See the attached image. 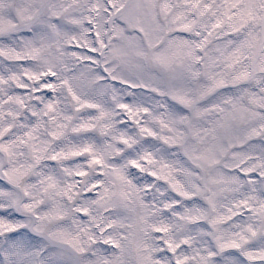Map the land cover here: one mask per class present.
I'll use <instances>...</instances> for the list:
<instances>
[{
    "label": "snow or ice",
    "instance_id": "6c2138e0",
    "mask_svg": "<svg viewBox=\"0 0 264 264\" xmlns=\"http://www.w3.org/2000/svg\"><path fill=\"white\" fill-rule=\"evenodd\" d=\"M0 264H264V0H0Z\"/></svg>",
    "mask_w": 264,
    "mask_h": 264
}]
</instances>
